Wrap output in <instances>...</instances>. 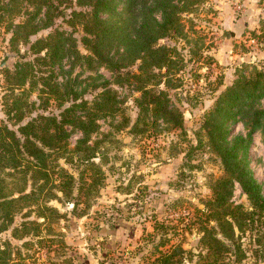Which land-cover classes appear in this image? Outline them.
<instances>
[{"label":"rangeland","instance_id":"1","mask_svg":"<svg viewBox=\"0 0 264 264\" xmlns=\"http://www.w3.org/2000/svg\"><path fill=\"white\" fill-rule=\"evenodd\" d=\"M117 7L121 9V1ZM182 16L186 37L163 38L159 43L174 46L183 58L180 85L168 89L171 102L183 112V130L168 131L161 124L156 131L135 134L130 130L137 113L133 97L139 93L127 85L110 83L121 100V115L99 121L100 128L86 143L95 151V157L88 160L84 158L85 145L79 148L78 144L81 131L66 127L70 131L67 151L56 162L71 175L72 189L66 194L54 189L55 196L45 199L46 206L58 211L49 222L37 217L35 205L28 200L15 204L17 210L12 209L13 215L0 230V264H264V213L254 214L253 223L242 232L234 219L227 217L233 234L225 235L217 215L209 216L208 211L212 186L223 175L222 164L206 144L190 147L196 144L203 114L213 107L217 96L240 76L264 68V0H200L192 12ZM155 18L160 21L159 12ZM55 23L73 30L61 18ZM192 27L194 33L188 31ZM48 31L31 35L29 42ZM10 36L9 30L0 28V63L4 54H9L5 66H0V122L16 128L28 116L13 120L5 113V96H20V89L7 87L4 69H9L8 77L16 82L15 69L31 61L33 55L28 44L11 45ZM73 36L85 54L78 41L79 30ZM34 69L36 76L26 80L27 99L34 102L26 109L31 116L42 112L38 76L48 74L49 67L36 64ZM53 70L51 79L69 82L71 90L89 102L101 88L94 86L95 72L84 62H75L73 56L64 58ZM130 70L135 71L136 66ZM98 74L112 79L105 68H99ZM158 88L165 87L161 83ZM255 92L260 95L245 102L264 108V80ZM59 109L51 100L45 113ZM122 116L127 120L125 126L116 130L113 124H122ZM236 119L226 122L231 135H244L247 130L239 115ZM247 162L264 199V135L260 130L253 133ZM31 189L29 182L25 192ZM227 203L232 210L235 205L251 210L237 181L230 187ZM33 220L42 223L39 236L32 234ZM205 229L228 248L227 252L205 240Z\"/></svg>","mask_w":264,"mask_h":264},{"label":"trees","instance_id":"2","mask_svg":"<svg viewBox=\"0 0 264 264\" xmlns=\"http://www.w3.org/2000/svg\"><path fill=\"white\" fill-rule=\"evenodd\" d=\"M119 1L122 2L121 9L117 7ZM199 1L0 0V28L10 31L11 45L28 44L33 55L31 61L24 62L19 70L15 69L16 82H11L9 69H4L7 87L20 89V96H5V113L13 120H22L26 116L28 119L16 128L0 122V230L5 229V220L11 218L12 209L17 210L15 204L22 200L34 204L37 217H43L45 222L50 221L51 215L58 214L56 208L46 206L44 201L55 196L54 189L64 194L72 189L71 175L56 162L57 157L67 151L70 131L66 127L81 131L78 144L79 148L85 145L84 158L95 157V151L86 145L91 133L100 128L101 119H115L123 110L117 89L110 83L123 88L127 85L139 93L133 97L137 113L130 130L135 134L156 131L161 124L168 131L183 130V112L173 105L168 93L169 88L180 85L178 72L183 67V58L177 48L160 44L159 40L186 37L182 14L192 12ZM66 9L69 11L65 12ZM155 12L160 13V21L155 18ZM17 16L20 19L14 23ZM58 18L73 30L59 27L55 23ZM193 27L188 31L194 33ZM41 30L49 31L29 42L30 36ZM77 30L85 54L77 48V39L73 36ZM71 56L75 62H84L95 72L94 86L101 88L90 102L77 90H71L69 82L61 84L51 79L53 66ZM36 64L47 65L49 69L45 71L48 74L38 76L42 86L39 89L42 112L31 116L32 112L26 109L34 102L27 99L26 80L36 76ZM132 66H136L135 71L130 70ZM99 68L111 72V81L98 74ZM262 80L264 68L240 76L221 92L213 107L202 116L195 136L196 144H190L195 148L206 144L222 164L223 175L212 186L213 198L208 211L209 216L217 215L215 219L223 224L225 235L233 234L232 222L227 217L233 218L242 232L253 221L254 214L264 213V199L247 162L253 133L260 130L264 135V108L245 102L246 98L255 99L260 95L255 90ZM161 83L165 88H158ZM51 100L60 108L57 113H45ZM65 102L68 105H64ZM237 115L247 131L244 135L232 136L226 122L230 118L235 122ZM122 120V124H113L116 130L125 126L127 120L123 116ZM234 181L246 194L250 211L244 210L242 205H235L232 210L227 203ZM29 182L32 189L27 193ZM14 192L19 195L14 197ZM30 223L32 234L39 236L42 223L35 220ZM205 235L211 246L213 242L214 248L227 252L228 248L211 231L205 229Z\"/></svg>","mask_w":264,"mask_h":264},{"label":"water","instance_id":"3","mask_svg":"<svg viewBox=\"0 0 264 264\" xmlns=\"http://www.w3.org/2000/svg\"><path fill=\"white\" fill-rule=\"evenodd\" d=\"M8 56H9L8 53H5V54H4V57H3V59H2V61H1V63H0V66H5V64H6V60H7Z\"/></svg>","mask_w":264,"mask_h":264}]
</instances>
